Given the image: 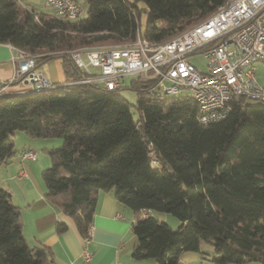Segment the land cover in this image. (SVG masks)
Masks as SVG:
<instances>
[{
    "label": "trees",
    "instance_id": "16d2710c",
    "mask_svg": "<svg viewBox=\"0 0 264 264\" xmlns=\"http://www.w3.org/2000/svg\"><path fill=\"white\" fill-rule=\"evenodd\" d=\"M76 20L0 0V44L36 55L35 68L59 59L68 83L0 97V166L15 154L12 137L60 139L44 149L46 199L89 233L100 193L148 215L132 225L135 260L180 264L184 251L215 248L214 264H264V103L234 97L229 115L202 124L191 96L169 97L153 82L130 78L105 90L80 78L70 52L134 41L161 44L202 22L229 0H85ZM147 15L141 31V16ZM130 89V103L121 90ZM135 108V113L132 112ZM136 115V116H135ZM180 221L174 230L149 212ZM68 225L58 222V234ZM0 264H55L50 249L30 246L22 211L0 189Z\"/></svg>",
    "mask_w": 264,
    "mask_h": 264
},
{
    "label": "built area",
    "instance_id": "2783aa9c",
    "mask_svg": "<svg viewBox=\"0 0 264 264\" xmlns=\"http://www.w3.org/2000/svg\"><path fill=\"white\" fill-rule=\"evenodd\" d=\"M45 4L52 14L68 20L83 13L76 0H46ZM198 54L206 60L204 71L190 61ZM70 55L81 73L70 84L117 90L125 87L127 79L138 78L153 82L169 97L188 92L198 104L199 121L218 122L229 115L234 97L264 103V87L256 72V65L264 64V0H229L202 22L161 44L148 42L138 31L130 43L86 47ZM36 57L16 50L13 80L32 83L33 92L59 87L35 68ZM22 158L35 161L38 153L24 151ZM89 236L84 239L86 264L92 260L87 245L93 226Z\"/></svg>",
    "mask_w": 264,
    "mask_h": 264
},
{
    "label": "crops",
    "instance_id": "0c3cea01",
    "mask_svg": "<svg viewBox=\"0 0 264 264\" xmlns=\"http://www.w3.org/2000/svg\"><path fill=\"white\" fill-rule=\"evenodd\" d=\"M17 1L36 12L51 13L46 8V0ZM15 58L16 50L9 45L0 44V97L33 92L32 83L13 80L15 70L18 68ZM39 70L59 87L68 83L59 59L45 63ZM260 85L263 86L261 83ZM18 133L13 139L15 149L19 147V150H16V154L8 162L0 166V189L7 190L11 194L12 203L21 208L23 232L28 244L30 246L42 244L48 247L50 258L55 264H86L83 260L86 243L74 221L46 199V186L35 180L36 164L40 162V156L38 155L35 161L22 158L24 151H36V148H42L44 151L47 148H54L52 146L55 142H51L50 139H33L24 133ZM43 160L42 166L47 168L49 161L45 158ZM22 172L27 177L23 176ZM17 179L20 181L19 184L16 182ZM149 213L153 215V212ZM147 215L146 211L133 212L119 203L112 193H100L92 224L93 236L87 245L92 252V260L87 264H157L152 259L138 261L132 256L136 244L132 225ZM164 220L168 221L167 218ZM58 222L66 223L68 230L58 234L56 231ZM201 252L206 254V258L199 252H182L180 264H214L212 258L215 256V248L211 244L202 243Z\"/></svg>",
    "mask_w": 264,
    "mask_h": 264
},
{
    "label": "rangeland",
    "instance_id": "374dc122",
    "mask_svg": "<svg viewBox=\"0 0 264 264\" xmlns=\"http://www.w3.org/2000/svg\"><path fill=\"white\" fill-rule=\"evenodd\" d=\"M76 1L80 4L82 11H83V13L80 15V18L83 19V18L87 17V12L89 9L87 2L85 0H76ZM146 21H147V15L145 13H143L141 16V28H140L142 32H144V30L146 28ZM190 61L193 64H195L199 69H201L203 71L206 69V60L203 58L202 54H198V55L190 57ZM256 67H257V80L261 84H263V86H264V64L258 63L256 65ZM121 95L132 104H135L137 102V95L135 94V92L131 91L130 89L121 90ZM183 95L187 96V95H189V93L183 92ZM250 101L253 102V100H250ZM132 112H134V113L136 112L134 107H132ZM21 134H23V133H21ZM12 139H13V137H12ZM50 140H52L51 142H55V144H53V146H52L54 148L59 147L62 144V140H60V139H50ZM17 143H19V141ZM16 150H19V147H17ZM36 151H38V155L40 156V162L36 164V166H37V177H35V180L39 184L40 183L44 184V181L42 178V172L44 169H47L48 167H50L51 161H50V157L45 154V152L42 150V148H36ZM42 158L43 159L45 158L46 160L49 161V166H47V168H43L44 166H42V165L44 164V160ZM16 182H18V184L20 183V181L18 179L16 180ZM44 186H45V184H44ZM153 215L158 217L162 221H165L164 219L167 218L168 221H165V222L168 223L174 230H177L180 226V221L171 214L154 211Z\"/></svg>",
    "mask_w": 264,
    "mask_h": 264
}]
</instances>
